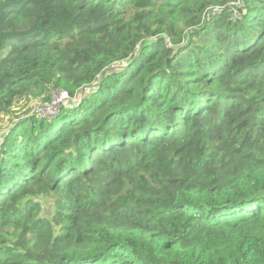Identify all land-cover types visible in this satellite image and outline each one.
<instances>
[{
	"label": "trees",
	"instance_id": "1",
	"mask_svg": "<svg viewBox=\"0 0 264 264\" xmlns=\"http://www.w3.org/2000/svg\"><path fill=\"white\" fill-rule=\"evenodd\" d=\"M0 133V264H264V0H0Z\"/></svg>",
	"mask_w": 264,
	"mask_h": 264
},
{
	"label": "built area",
	"instance_id": "2",
	"mask_svg": "<svg viewBox=\"0 0 264 264\" xmlns=\"http://www.w3.org/2000/svg\"><path fill=\"white\" fill-rule=\"evenodd\" d=\"M214 10L217 11L219 9L214 8ZM236 15L237 14H235V16ZM75 98L77 99L75 100ZM78 99V94L71 98L66 91L57 89L52 92L50 101L48 103L41 104L35 107L33 112L42 117H49L52 116L57 110H59L61 106H67L69 104L75 105L79 102Z\"/></svg>",
	"mask_w": 264,
	"mask_h": 264
},
{
	"label": "rangeland",
	"instance_id": "3",
	"mask_svg": "<svg viewBox=\"0 0 264 264\" xmlns=\"http://www.w3.org/2000/svg\"><path fill=\"white\" fill-rule=\"evenodd\" d=\"M7 50H8V46H6L5 47V51L4 52H7ZM54 90H57V89H54ZM78 91V90H77ZM84 92V91H83ZM83 92L81 93V94H83ZM78 95H80V92L78 91V93H77ZM77 98H75V100H76ZM78 100H80V97H79V99ZM37 103H40V102H37ZM46 103H48V102H46ZM43 104H45V103H43ZM37 106H39V105H37ZM36 106V107H37ZM32 113H33V111H32ZM2 133H0V135H1Z\"/></svg>",
	"mask_w": 264,
	"mask_h": 264
}]
</instances>
